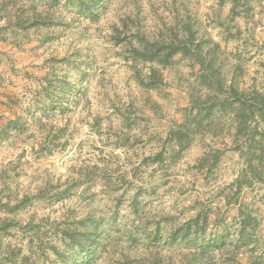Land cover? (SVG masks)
Returning a JSON list of instances; mask_svg holds the SVG:
<instances>
[{
    "label": "clouds",
    "instance_id": "clouds-1",
    "mask_svg": "<svg viewBox=\"0 0 264 264\" xmlns=\"http://www.w3.org/2000/svg\"><path fill=\"white\" fill-rule=\"evenodd\" d=\"M0 264H264V0H0Z\"/></svg>",
    "mask_w": 264,
    "mask_h": 264
}]
</instances>
